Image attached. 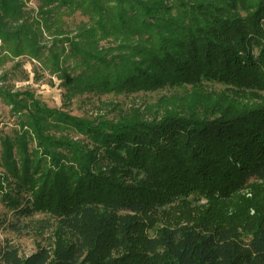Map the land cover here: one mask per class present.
Here are the masks:
<instances>
[{
    "label": "trees",
    "instance_id": "1",
    "mask_svg": "<svg viewBox=\"0 0 264 264\" xmlns=\"http://www.w3.org/2000/svg\"><path fill=\"white\" fill-rule=\"evenodd\" d=\"M22 58L69 103L162 95L73 116L9 86ZM2 103L0 226L50 243L24 255L5 238L0 264H264V196L230 217L239 190L264 194V0H0ZM189 196L211 213L172 219Z\"/></svg>",
    "mask_w": 264,
    "mask_h": 264
},
{
    "label": "rangeland",
    "instance_id": "2",
    "mask_svg": "<svg viewBox=\"0 0 264 264\" xmlns=\"http://www.w3.org/2000/svg\"><path fill=\"white\" fill-rule=\"evenodd\" d=\"M34 5L35 1H32L29 4L30 7H34ZM82 19L83 17H81L79 12L70 18L69 16H63L64 22L67 23L66 27L69 33L70 24H75ZM16 61L14 63H9L6 66L10 69V73L5 80L8 82L9 86L14 87L15 90L32 91L44 104H47L51 108L69 111L73 116L77 115L89 118L90 116L94 117L98 113H101L102 115L104 114L108 115V117H113L118 113V110L113 107L114 105L119 106L118 108L124 109H129L132 104L145 107L147 104L156 103L162 95V92H141L132 94L131 96L119 95L115 97L113 95H106L99 98V96L95 94H86L80 95L79 97L74 96L73 100L69 103L68 101H65V88L61 86V80H58L57 77L50 75L47 70H43L35 60L32 61L28 58L20 59V61L25 62L23 68L22 66H17ZM24 73L28 77L27 80L14 81L15 79L13 78H16L17 75ZM14 124L15 119L11 116L9 107L3 103L0 104V136L10 134L14 129ZM239 191L240 192L236 194L233 199L234 207L231 214L232 216H230L231 218L237 214L238 209V214L240 215L242 212L247 211V209L251 206V203L256 206L258 199H260L261 196L262 199L264 196V194L262 195V191L258 189L255 184H253L249 189ZM244 199H246L248 203L245 202ZM209 209L210 206L208 202L206 203V200L200 199L197 196H189L185 201H182L181 204L174 206V209H172L171 212V218H180L181 221L193 223L195 220H199L207 211L210 212ZM254 213L255 216L252 217L253 219L256 221L262 220L264 222V218L261 219V214L256 213V210L253 207L250 212V217ZM0 215L2 219L5 218L6 215L8 217L10 216L6 205H4L1 201ZM5 238L17 244L24 255H30L41 247L49 246L50 243L49 237L42 236L39 232L17 236L3 230V227L0 226V244L4 242Z\"/></svg>",
    "mask_w": 264,
    "mask_h": 264
}]
</instances>
